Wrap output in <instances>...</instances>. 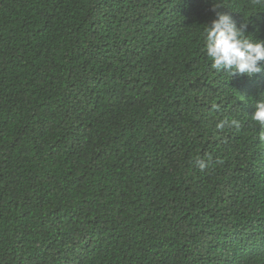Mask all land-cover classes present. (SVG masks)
I'll return each instance as SVG.
<instances>
[{"label":"trees","instance_id":"trees-1","mask_svg":"<svg viewBox=\"0 0 264 264\" xmlns=\"http://www.w3.org/2000/svg\"><path fill=\"white\" fill-rule=\"evenodd\" d=\"M214 4L264 40L254 0H0V264H264V71L211 67Z\"/></svg>","mask_w":264,"mask_h":264},{"label":"clouds","instance_id":"clouds-1","mask_svg":"<svg viewBox=\"0 0 264 264\" xmlns=\"http://www.w3.org/2000/svg\"><path fill=\"white\" fill-rule=\"evenodd\" d=\"M254 5L264 8V0H254ZM218 9L214 4L215 19L210 25L205 24L202 33L204 50L211 61V67L218 72H229L231 76L242 74L251 77L264 71V40L246 35L247 23L238 27L232 15ZM254 106L252 120L264 124V100L259 99ZM226 126L239 127V121L234 118L225 119L216 125L218 129ZM259 139L264 141V132L260 134ZM196 163L201 170L208 166L203 159Z\"/></svg>","mask_w":264,"mask_h":264}]
</instances>
